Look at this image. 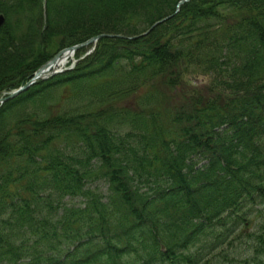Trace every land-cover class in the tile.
<instances>
[{
    "label": "trees",
    "instance_id": "trees-1",
    "mask_svg": "<svg viewBox=\"0 0 264 264\" xmlns=\"http://www.w3.org/2000/svg\"><path fill=\"white\" fill-rule=\"evenodd\" d=\"M179 1L0 0V95L121 37L0 106V264H264V0Z\"/></svg>",
    "mask_w": 264,
    "mask_h": 264
},
{
    "label": "rangeland",
    "instance_id": "rangeland-1",
    "mask_svg": "<svg viewBox=\"0 0 264 264\" xmlns=\"http://www.w3.org/2000/svg\"><path fill=\"white\" fill-rule=\"evenodd\" d=\"M3 16V15H2ZM4 17V16H3ZM5 19H6V17L4 18V21H5ZM3 21V24L5 23ZM152 27V26H151ZM150 27V28H151ZM23 33H25V32H23ZM57 49V50H56ZM65 48H62V47H57V48H55L52 52H54L55 50V52H54V54L51 56V57H49V60L51 59V58H53L57 53L59 54V52L60 51H62V50H64ZM89 51H92V48H82V49H80V50H78L75 54H74V56H73V58H72V60L74 61V65L76 64V62H77V60H76V58H79V59H81L80 57L82 56V55H84L85 54V52L86 53H88ZM51 52V53H52ZM63 52V51H62ZM69 63H70V61H69ZM45 64V63H44ZM62 70H69V67H63V68H61ZM187 80H190L192 83H195L194 85H204V83H206V82H208V78L206 77V76H204V75H202V74H196V75H191V76H189L188 78H187ZM61 88V87H60ZM12 92V91H11ZM11 92H5V93H3V94H1L0 95V98H4V97H6V96H8ZM68 93V94H67ZM79 95H81L82 97H83V95H86V93L85 92H83V91H81V90H79L78 92H77ZM84 98V97H83ZM86 100L88 99V98H85ZM57 100H60V101H62L63 103L61 104V106L59 105L58 106V104H57ZM88 101V100H87ZM86 104V102L85 101H82L80 98H78V97H76L74 94H72V92L70 91V90H66V89H56V90H54V92L53 93H51L49 96H47V99H46V105H47V107H52V108H54L55 109V112H57L58 110H65L66 112L65 113H67V112H71V114L72 113H79V114H84L83 113V111H77V112H73V111H69V109H82V107H81V105H85ZM35 106H33V108H34ZM35 112H37V110L35 111ZM121 129V128H120ZM92 187H97L100 191H102V192H105L106 191V189H107V185L106 184H104V182H102V181H100V182H97V183H95V184H93V186Z\"/></svg>",
    "mask_w": 264,
    "mask_h": 264
},
{
    "label": "water",
    "instance_id": "water-1",
    "mask_svg": "<svg viewBox=\"0 0 264 264\" xmlns=\"http://www.w3.org/2000/svg\"><path fill=\"white\" fill-rule=\"evenodd\" d=\"M189 1H190V0H182V1H180V2L177 4L176 12H178V9H179L181 6H183L185 3L189 2ZM169 18H170V17H169ZM169 18H167V19H165V20H163V21H160V22L154 24L153 27L151 28V30H152L153 28H155L156 26L162 24L163 22H165V21L168 20ZM2 24H3V17L0 16V26H1ZM103 37H104V38H105V37H106V38H113V37H114V38H119L118 36H107V35H106V36H104V35H103V36H98V37H95V38H93V39L88 40V41L85 42L84 44H81V45H78V46H73V47H70V48L64 50L63 52L57 54L53 59H51V61H50L48 64H46V65H44L43 67H41V68L35 73L34 78H33V80H32L31 82L27 83L26 85H24L23 87L19 88L18 90L12 92V93H11L10 95H8L7 97L0 99V104L6 102V101H8V100H11V99L17 97L18 95L22 94L23 92H25V91H26V90H27V89H28V88H29V87L35 82V80L42 78V76L45 74V71H46L47 68L49 69L50 67H52L53 65H55V64L57 63V61L59 60V57H60L61 54H63V53H73V52L77 51V50L80 49V48H83V47H86V46H89V45H92V44L96 43L99 39H101V38H103Z\"/></svg>",
    "mask_w": 264,
    "mask_h": 264
},
{
    "label": "bare ground",
    "instance_id": "bare-ground-1",
    "mask_svg": "<svg viewBox=\"0 0 264 264\" xmlns=\"http://www.w3.org/2000/svg\"><path fill=\"white\" fill-rule=\"evenodd\" d=\"M69 57H70V55H68V54L63 55V57H62L61 60L59 61V64H60V63H61V64H64V63L66 62L67 58H69Z\"/></svg>",
    "mask_w": 264,
    "mask_h": 264
}]
</instances>
